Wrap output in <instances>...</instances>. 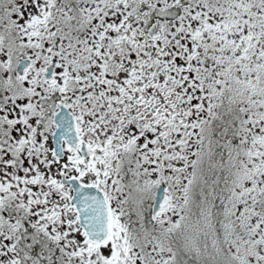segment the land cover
<instances>
[{"label":"snow or ice","instance_id":"1","mask_svg":"<svg viewBox=\"0 0 264 264\" xmlns=\"http://www.w3.org/2000/svg\"><path fill=\"white\" fill-rule=\"evenodd\" d=\"M0 264H264V0H0Z\"/></svg>","mask_w":264,"mask_h":264}]
</instances>
